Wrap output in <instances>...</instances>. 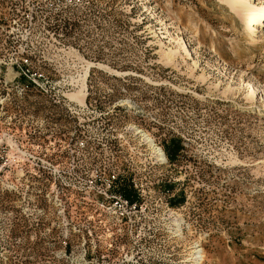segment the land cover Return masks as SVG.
<instances>
[{"label":"rangeland","instance_id":"rangeland-1","mask_svg":"<svg viewBox=\"0 0 264 264\" xmlns=\"http://www.w3.org/2000/svg\"><path fill=\"white\" fill-rule=\"evenodd\" d=\"M220 1L0 0V264H264V28Z\"/></svg>","mask_w":264,"mask_h":264},{"label":"bare ground","instance_id":"bare-ground-1","mask_svg":"<svg viewBox=\"0 0 264 264\" xmlns=\"http://www.w3.org/2000/svg\"><path fill=\"white\" fill-rule=\"evenodd\" d=\"M220 4L228 5V7L231 8V12L233 13L234 17L236 19H240V21L245 25L247 30H249V35L251 38V46H258V32L261 28H264V0H221ZM193 31L194 33H198L199 31H208V27L203 26L201 30V26L198 24H193ZM210 30V29H209ZM196 33V34H197ZM171 51V50H170ZM171 56L175 54L173 51L171 52ZM176 55V54H175ZM240 55V54H239ZM241 56V55H240ZM167 58V57H166ZM170 63V62H169ZM84 81H82V89L73 94L70 95V97L77 102L78 104L83 105L84 101L86 99V93H85V86ZM261 94V99L263 102L264 107V89H260L259 87L255 86L253 83H249V92L247 96L245 97L246 100H254L256 98V95ZM137 134H141V131H138L136 129ZM141 137L143 138V142H146L150 150H153V154L155 155V158L157 159V162H166V155L165 152L162 149L157 148L155 146V143L153 139L149 137L147 134H142ZM178 216V215H177ZM179 219L172 218V221L170 222V226L172 227H178L179 226ZM198 244V243H197ZM196 247V250L192 251L189 256L190 259H188L186 262H189V264H204L206 261V255L205 252L201 247L200 244Z\"/></svg>","mask_w":264,"mask_h":264},{"label":"trees","instance_id":"trees-1","mask_svg":"<svg viewBox=\"0 0 264 264\" xmlns=\"http://www.w3.org/2000/svg\"><path fill=\"white\" fill-rule=\"evenodd\" d=\"M124 196H125L126 198H130V197H131V196L127 195V194H126V195H124Z\"/></svg>","mask_w":264,"mask_h":264}]
</instances>
